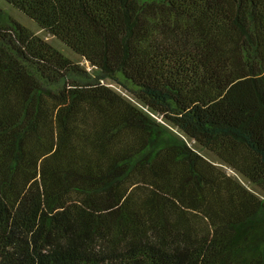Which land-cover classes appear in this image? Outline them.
<instances>
[{
	"label": "trees",
	"instance_id": "obj_1",
	"mask_svg": "<svg viewBox=\"0 0 264 264\" xmlns=\"http://www.w3.org/2000/svg\"><path fill=\"white\" fill-rule=\"evenodd\" d=\"M4 1L0 264H264V0Z\"/></svg>",
	"mask_w": 264,
	"mask_h": 264
},
{
	"label": "rangeland",
	"instance_id": "obj_2",
	"mask_svg": "<svg viewBox=\"0 0 264 264\" xmlns=\"http://www.w3.org/2000/svg\"><path fill=\"white\" fill-rule=\"evenodd\" d=\"M0 7L9 15L20 21L22 24L26 25L32 32L35 34L41 36L42 38L49 41L52 45H54L56 48H58L62 53L70 57L72 60L79 62L82 66H84L88 71L93 72V67L89 64L88 61H85L83 58L76 55L70 48H68L65 44H63L61 41L56 39L51 34L47 33L43 29H41L32 19H30L28 16H26L23 12L20 10L14 8L11 4L7 3L4 0H0ZM103 82L107 83L109 86L114 88L116 91L123 94L125 97H127L129 100H131L133 103L137 104L138 106L142 107L141 104L138 103V101L133 97L132 93L128 92L126 89H124L121 85H119L115 80L112 79H104ZM161 120L160 118H158ZM190 145L194 146L199 152L207 157L209 160L215 162V157L205 149H201L195 144L193 141H188ZM226 173L233 176L237 180H239L242 184L245 186H248L251 190L259 194L261 197H263V193L258 191L254 186L250 185L246 179H244L240 174L232 170L231 168L224 166L222 164H218Z\"/></svg>",
	"mask_w": 264,
	"mask_h": 264
}]
</instances>
